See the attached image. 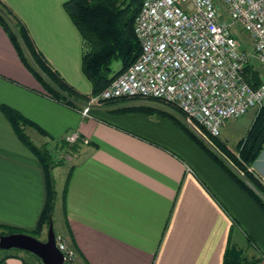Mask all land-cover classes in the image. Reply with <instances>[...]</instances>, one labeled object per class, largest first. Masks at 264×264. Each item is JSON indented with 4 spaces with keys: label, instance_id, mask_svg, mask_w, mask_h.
<instances>
[{
    "label": "crops",
    "instance_id": "1",
    "mask_svg": "<svg viewBox=\"0 0 264 264\" xmlns=\"http://www.w3.org/2000/svg\"><path fill=\"white\" fill-rule=\"evenodd\" d=\"M2 1L48 64L89 95L82 40L62 8L65 0ZM132 105L171 112L140 98L98 102L81 116L44 94L0 27V107L42 130L24 128L33 145L53 143L59 163L51 172L64 169L59 192L52 174V216L56 209L58 215L51 222L74 252L68 264H222L228 239L255 259L250 264H264L262 208L170 118L119 110ZM72 130L78 140L61 147ZM254 172L264 182V172ZM44 198L41 165L0 110V226L32 230ZM0 264L23 263L7 257Z\"/></svg>",
    "mask_w": 264,
    "mask_h": 264
},
{
    "label": "built area",
    "instance_id": "2",
    "mask_svg": "<svg viewBox=\"0 0 264 264\" xmlns=\"http://www.w3.org/2000/svg\"><path fill=\"white\" fill-rule=\"evenodd\" d=\"M249 38V51L239 46L232 28ZM139 54L98 94L76 110L114 98L156 99L176 108L182 124L204 140L201 128L218 136L224 124L250 109L264 106V82L243 77L250 58L264 66V0H141L133 21ZM78 132L62 140L72 145ZM55 246L63 262L74 252L60 235Z\"/></svg>",
    "mask_w": 264,
    "mask_h": 264
},
{
    "label": "trees",
    "instance_id": "3",
    "mask_svg": "<svg viewBox=\"0 0 264 264\" xmlns=\"http://www.w3.org/2000/svg\"><path fill=\"white\" fill-rule=\"evenodd\" d=\"M141 0H65L62 8L78 31L82 40L80 70L90 84V94L85 95L67 84L64 79L48 64L42 54L36 49L26 27L13 11L0 0V27L6 33L20 61L35 78L44 94L58 102L78 108L86 102L90 95L98 94L107 84L139 54V44L133 31V21ZM113 60L119 62V67L112 71ZM244 79L252 85H257L259 72L251 62L243 67ZM140 98H114L105 102H119ZM150 101L161 102L156 99ZM171 112L151 106L132 105L121 107L120 111L143 110L157 112L170 118L195 143H197L224 172L256 203L264 212V182L252 169V162L264 146V106L252 117L244 136L231 150L217 136L206 134L201 128L204 140L195 136L181 122L180 112L172 105L163 103ZM1 112L12 126L18 138L35 155L39 161L44 176L45 198L36 226L32 230H22L0 226V234L22 232L35 238L51 220L55 200L54 181L51 169L59 161L52 157L46 147L31 143L24 128L31 127L43 133L32 122L28 121L15 110L1 106ZM61 147L66 145L63 140L58 142ZM54 159V160H53ZM67 176L62 188V206ZM7 257L19 258L23 264H41L40 260L26 251L9 249L0 250V260ZM254 258H245L229 239L222 257V264H250ZM62 264H68L63 262Z\"/></svg>",
    "mask_w": 264,
    "mask_h": 264
},
{
    "label": "rangeland",
    "instance_id": "4",
    "mask_svg": "<svg viewBox=\"0 0 264 264\" xmlns=\"http://www.w3.org/2000/svg\"><path fill=\"white\" fill-rule=\"evenodd\" d=\"M231 31L235 35L237 41L239 42L240 48H242L246 52L249 51L250 41H249L247 33L243 29H241L238 24H235ZM249 62H251L253 66L255 67V69L258 70L259 80L264 82V66L260 65L259 63L254 61L252 58H250ZM118 67H119V62L117 60H113L110 64L111 70L114 71ZM257 111L258 109H250L246 111L243 115L228 120L222 127L217 137L221 139L226 144V146H228L231 150H234L237 142L244 136L245 131L248 128L252 117ZM47 148H48L47 150L52 155V157H55L56 150L54 151L53 143L48 144ZM262 149L260 150L255 160L252 162V169H254L255 171L260 170L264 172V162L262 159L264 156V151H262ZM62 170L64 169L59 168V169H55L52 172L54 179H56L55 183H56V189L58 190V192H59V188L61 185V180H60L61 174L64 172ZM57 215H58V209H56V211L53 212L51 221L55 222ZM52 228H53V224H52ZM44 229L45 228H43L42 231H44ZM42 231H41V234L39 235V239L41 240L44 239L45 237V232L42 233Z\"/></svg>",
    "mask_w": 264,
    "mask_h": 264
},
{
    "label": "water",
    "instance_id": "5",
    "mask_svg": "<svg viewBox=\"0 0 264 264\" xmlns=\"http://www.w3.org/2000/svg\"><path fill=\"white\" fill-rule=\"evenodd\" d=\"M17 249L35 255L41 264H62V254L57 250L51 220L48 221L44 239L22 232L0 234V250Z\"/></svg>",
    "mask_w": 264,
    "mask_h": 264
}]
</instances>
